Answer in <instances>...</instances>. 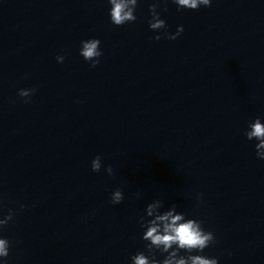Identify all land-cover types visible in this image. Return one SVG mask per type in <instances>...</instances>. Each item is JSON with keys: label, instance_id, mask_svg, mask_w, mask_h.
Instances as JSON below:
<instances>
[{"label": "water", "instance_id": "95a60500", "mask_svg": "<svg viewBox=\"0 0 264 264\" xmlns=\"http://www.w3.org/2000/svg\"><path fill=\"white\" fill-rule=\"evenodd\" d=\"M151 2L115 27L105 0H0L8 264H129L153 199L200 219L220 264H264V161L243 135L264 117V0H160L168 31L184 28L174 41L153 39ZM88 38L101 40L95 68L78 55ZM20 88L36 89L30 102ZM97 155L112 176L91 170Z\"/></svg>", "mask_w": 264, "mask_h": 264}, {"label": "clouds", "instance_id": "9594fccd", "mask_svg": "<svg viewBox=\"0 0 264 264\" xmlns=\"http://www.w3.org/2000/svg\"><path fill=\"white\" fill-rule=\"evenodd\" d=\"M109 22L120 27L134 23L137 19L136 10L140 0H105ZM177 11H197L201 8H209L213 0H171ZM160 0H153L148 6V28L156 33L153 39L160 41L162 38L170 41L176 40L184 31L183 26H177L175 33L167 29L164 19L161 18ZM78 55L90 67L95 68L100 63L103 55L101 40L88 38L81 40ZM64 55L55 57L57 63H63ZM35 88H20L17 95L25 103L30 102L35 94ZM247 141L253 143L255 157L264 161V117L257 116L247 123L243 131ZM93 172L104 171L108 176L113 175V168L104 166L102 158L97 155L90 162ZM136 198H141L137 192ZM124 199L121 189L117 188L110 194V203L119 205ZM197 202L202 200V195L197 194ZM21 204L20 208L24 209ZM14 211L8 210L7 214L0 211V264H8L11 242L4 235L5 227L13 220ZM140 229V240L143 242V250L137 251L129 257V264H220L217 257L205 254V249L212 245L216 237L213 232L204 228L200 219L179 211L176 204L165 206L162 199H153L143 209V213L136 218Z\"/></svg>", "mask_w": 264, "mask_h": 264}]
</instances>
